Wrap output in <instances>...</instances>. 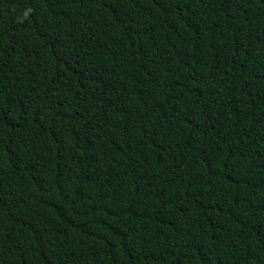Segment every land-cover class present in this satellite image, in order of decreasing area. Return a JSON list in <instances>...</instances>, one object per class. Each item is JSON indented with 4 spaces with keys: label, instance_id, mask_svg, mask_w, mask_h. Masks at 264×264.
<instances>
[{
    "label": "trees",
    "instance_id": "16d2710c",
    "mask_svg": "<svg viewBox=\"0 0 264 264\" xmlns=\"http://www.w3.org/2000/svg\"><path fill=\"white\" fill-rule=\"evenodd\" d=\"M0 264H264V0H0Z\"/></svg>",
    "mask_w": 264,
    "mask_h": 264
}]
</instances>
